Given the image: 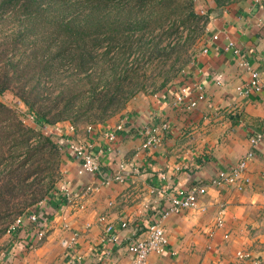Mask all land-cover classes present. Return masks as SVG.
Masks as SVG:
<instances>
[{
	"label": "crops",
	"instance_id": "obj_1",
	"mask_svg": "<svg viewBox=\"0 0 264 264\" xmlns=\"http://www.w3.org/2000/svg\"><path fill=\"white\" fill-rule=\"evenodd\" d=\"M205 13L206 43L185 67L177 85L127 108L113 141L104 131L116 122L97 126L90 133L76 129L74 137L91 143L100 172L79 175L76 161L65 150L63 179L74 196L64 202L56 190L40 203L38 214L45 224L40 239L34 223L24 217L0 251V264H73L65 247L72 231L78 232L74 252L86 264H125L130 258L127 242L144 236L177 189L207 183L249 148L253 156L246 163L250 181L245 187L208 185L198 199L203 209H185L164 217L165 250L149 252L146 264H250L234 257L241 249L264 264V138L249 144L251 134L264 131V90L248 95L237 90L249 78L239 64L241 59L256 70L264 87V0H223L221 5L206 0ZM229 43L240 49L239 55L232 54ZM217 75L222 76L219 85ZM198 85L205 98L195 107L184 110L175 105L180 87L195 92ZM164 122L167 128L161 140L142 148L146 126ZM118 164L123 165L124 181L104 183L106 175L119 169ZM92 185L98 189L84 191ZM220 209L224 224L217 228ZM121 221L127 226L118 229L117 238L101 242L105 223L119 225Z\"/></svg>",
	"mask_w": 264,
	"mask_h": 264
},
{
	"label": "trees",
	"instance_id": "obj_2",
	"mask_svg": "<svg viewBox=\"0 0 264 264\" xmlns=\"http://www.w3.org/2000/svg\"><path fill=\"white\" fill-rule=\"evenodd\" d=\"M215 2L221 5L223 0ZM169 3L170 0H0V19L12 16L20 22L21 28L13 34L14 46L18 47V40L25 38L29 44V50L15 55L14 62L8 60L0 66V95L8 89L15 90L36 121L48 125L67 118L68 114H73L74 121L100 122L120 110L134 93L126 79L135 65L128 70L115 66L113 61L119 60V54H110L113 46L122 44L124 51L120 53L128 58L133 53L129 39L143 35L153 9L167 11L171 7ZM111 6L114 10L108 8ZM146 6L150 8L146 10ZM142 8L146 12L139 15ZM204 14L206 17L207 13ZM187 17L194 20L202 16L190 10ZM101 47L105 49L96 58ZM18 78H25L28 83L22 82L14 88L13 79ZM45 94L54 95L47 99ZM9 141L11 148H6ZM58 145L49 136L25 126L12 108L0 102V207L3 211L13 207L11 214L15 215L26 209L39 213L36 202L49 198L57 188L54 180L41 186L44 180L39 177L43 168L36 167L49 157L55 160ZM36 184L41 187L33 191Z\"/></svg>",
	"mask_w": 264,
	"mask_h": 264
},
{
	"label": "rangeland",
	"instance_id": "obj_3",
	"mask_svg": "<svg viewBox=\"0 0 264 264\" xmlns=\"http://www.w3.org/2000/svg\"><path fill=\"white\" fill-rule=\"evenodd\" d=\"M169 10H160L159 8L153 9L150 16L149 27L145 30L144 34H139L137 37L129 39L133 43V53L128 58L121 54L124 51L123 45L119 42L113 46L112 53L118 52L119 60L113 61L118 64L120 70H128L130 66L135 65V69L129 72L126 79V84L131 85V90L134 93L131 98L125 103V105L116 110L115 112L106 116L98 123L87 122V120L74 121L73 114L66 115L67 118L54 123V125L45 124L42 121L36 123L31 122L28 118L31 113L27 107L19 100L15 94V90L8 89L6 92L0 95V102L7 107L12 108L18 115L21 122L28 128L34 129L44 136H49L51 139L58 142L57 153L55 154V160L49 157L48 161L44 164L40 163L36 168H43L40 174L39 180L43 179L41 183L54 180V185L57 188V184L64 177L62 170V161L65 154V148L60 143L61 132L67 130L70 125H73L78 131H85L87 127L93 129L97 126H106L109 123H115L113 126L107 128L114 130L118 125L123 126L124 117L127 113V108L131 107L138 99H144L145 97L158 95L163 90L171 89L183 78V71L185 67L194 59L198 52H201L206 41L205 12L200 13L199 6H204L205 11L206 0H170ZM114 10V7H108ZM146 6L145 9H149ZM143 8L140 10L139 15H143L146 12ZM192 10L198 16H202L198 19H188V13ZM149 17V16H148ZM19 19L12 16H5L0 19V66L5 65L8 60L14 62L16 60L15 55L22 53L23 50H29V44L27 39H19L17 46H14V33L20 29ZM171 28V31L170 29ZM171 32V33H170ZM19 38V37H18ZM13 44V45H12ZM105 47L98 49L96 58L103 52ZM29 53V51H27ZM14 54V56H13ZM26 54L23 53V57ZM124 56L125 59L121 60ZM100 64V63H99ZM107 73V71H106ZM30 75V74H29ZM29 77V76H28ZM105 79H103L104 81ZM28 81L25 78L13 79V87L17 88L20 83ZM36 82V81H35ZM49 86V81H44ZM141 86L139 89L138 87ZM135 88V90H134ZM87 91L88 86H85ZM130 90V89H129ZM130 90V91H131ZM55 94V93H54ZM53 94V95H54ZM52 96L48 94L47 99ZM85 95L84 97H86ZM46 128H43V127ZM11 142L6 143V148H11ZM43 165V166H42ZM38 174V172L36 173ZM39 184L33 186V191L39 190L41 187ZM33 196V194H30ZM46 198V197H45ZM42 199L41 202H43ZM37 206H40V202H36ZM3 211L0 207V251L6 248L10 242L11 235L13 233L7 232L9 225L18 215H25L29 209L19 214H11V210ZM4 216H6L4 218ZM7 226L4 234H1V230Z\"/></svg>",
	"mask_w": 264,
	"mask_h": 264
},
{
	"label": "built area",
	"instance_id": "obj_4",
	"mask_svg": "<svg viewBox=\"0 0 264 264\" xmlns=\"http://www.w3.org/2000/svg\"><path fill=\"white\" fill-rule=\"evenodd\" d=\"M204 6H199L200 13H203ZM217 39V37H214ZM229 48L233 50V55H239L240 49L236 47L233 43L228 44ZM207 49H204L206 52ZM240 66H243L248 74L249 78L245 85L240 86L237 90L243 95H248L250 92L261 93L264 90V87L260 83V75L256 72V70L252 69L248 63L244 60H240ZM221 75H217L215 78V83L217 85L221 84ZM205 98V93L202 90L201 86H197L195 92L190 90L188 87L182 86L178 89L176 93V98L174 99L175 105L179 106L184 110H190L195 107L197 103ZM31 122L36 123V119L33 113H29L28 116ZM43 128H46L45 126ZM167 128V124L164 122L161 125H151L146 126L143 131L146 139L141 145L142 148H146L149 146L158 143L161 140L162 132ZM47 129V128H46ZM122 126H117L114 130H105L104 135L109 141H113L116 138V133L121 131ZM93 130L92 127H87L85 129L86 133H90ZM76 134V128L73 125H70L67 130L61 132L60 134V144L64 146L65 150L69 151L73 160L77 163V173L79 175L83 174H94L100 172L99 170V162L97 157L94 155L93 150L91 148V143L87 140L74 137ZM264 138V131L255 132L249 136L250 145L253 146L257 143H260ZM253 156V151L249 148L239 160L230 166V168L219 170L218 173L207 183L194 185L192 188L186 189H177L176 194L172 195L169 198L168 205L165 208H162L159 211L160 217L155 221L149 223V225L145 229L144 236L137 237L127 242L126 251L130 255L128 262L125 264H146L147 263V255L149 252H161L165 250L167 244L166 232L164 225L162 224V219L167 217L170 213L178 214L185 209H194L199 208L203 209L204 205L200 204L198 199L205 190L208 185L211 186H222V185H230L234 186L236 189H242L245 185L250 181V177L247 173H245L246 163ZM122 164H118V170L112 174L106 175L104 178V183H109L112 179L117 180L119 182L124 181V175L122 173ZM262 185H261V202L264 204V172L261 176ZM98 187L96 185L87 186L86 190H96ZM60 192L62 200L64 202H68L74 194L71 192L67 181L64 179L60 180L57 184V189ZM24 217H26L30 222L36 224V238L40 239L44 236V218L40 217L39 214L34 212H28L27 214L21 216L18 215L9 225L7 232L14 233L17 228L23 223ZM41 220L38 223V220ZM103 216L100 217V220H103ZM224 224L222 209L217 212L215 226L217 228L222 227ZM127 226L126 221H121L119 225H116L112 222H106L104 225L103 236H101L100 241H109L117 238L118 229L125 228ZM78 232L72 231L71 235L68 236L65 242V247L70 253V261L73 264H86L83 262L82 257L74 252L76 237ZM234 257L239 261L249 262L250 264H261L260 260L256 257H253L249 250H236L234 252Z\"/></svg>",
	"mask_w": 264,
	"mask_h": 264
}]
</instances>
